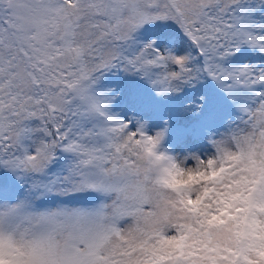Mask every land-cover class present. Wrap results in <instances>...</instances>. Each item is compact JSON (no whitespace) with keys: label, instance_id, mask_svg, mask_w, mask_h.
Here are the masks:
<instances>
[{"label":"snow or ice","instance_id":"6c2138e0","mask_svg":"<svg viewBox=\"0 0 264 264\" xmlns=\"http://www.w3.org/2000/svg\"><path fill=\"white\" fill-rule=\"evenodd\" d=\"M0 264H264V0H0Z\"/></svg>","mask_w":264,"mask_h":264}]
</instances>
